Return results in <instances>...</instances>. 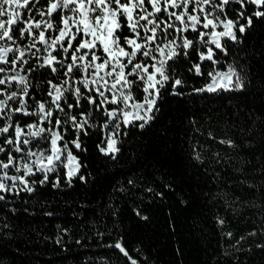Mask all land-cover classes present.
<instances>
[{"label":"snow or ice","instance_id":"obj_1","mask_svg":"<svg viewBox=\"0 0 264 264\" xmlns=\"http://www.w3.org/2000/svg\"><path fill=\"white\" fill-rule=\"evenodd\" d=\"M172 100L178 106L203 101L205 107L228 109L234 119L231 135L217 139L210 132L209 137L230 154L206 160L194 147L191 167L205 185L210 180L231 191L234 201L264 209V0H0L4 245L18 243L12 219L37 215L29 201L42 189L88 183L80 155L87 151V139L96 135L97 152L116 165L133 133L143 136L162 123V106ZM169 130L159 143L145 146V159L148 152L169 151L163 143ZM135 167L114 186L119 199L102 205L94 217L98 227L80 226L89 235L74 238L75 227L57 226L49 239L64 254L60 258L70 259L72 244L85 248L90 239L99 241L97 249L106 255L88 264H111L113 256L123 264H142L126 222H146L172 186L165 185L169 192L159 190ZM126 200L138 203L122 206ZM38 203L43 215H56L49 202ZM84 211L78 205L73 216L84 219ZM217 223L225 221L217 217ZM257 234L253 228L250 235ZM253 250L264 252V242L249 245L248 252ZM238 251L239 256L222 255L216 264H241L247 252ZM12 254L8 264H16L20 249ZM7 255L0 252V257Z\"/></svg>","mask_w":264,"mask_h":264},{"label":"trees","instance_id":"obj_2","mask_svg":"<svg viewBox=\"0 0 264 264\" xmlns=\"http://www.w3.org/2000/svg\"><path fill=\"white\" fill-rule=\"evenodd\" d=\"M251 42L252 38H249ZM233 56L237 60L240 58L235 49ZM192 83L199 84L200 81ZM256 85L258 90L259 81H256ZM162 111L165 113L162 123L143 136L133 133V139L125 144L121 162L116 165L97 152L96 135L87 139V151L80 155L85 161L84 173L89 176L88 183L82 184L77 180L70 188L53 190L49 186L38 192L29 201L34 204L37 215L32 217L21 213L10 221L17 226L18 243L6 247L0 239V252L8 253L0 257L4 264L13 259L12 249L15 248L20 249V255L15 257L16 264H88L89 261H96L98 256L106 255L98 251L99 241L94 243L89 239L85 248L72 244L71 258L62 259L60 257L64 254L49 238L55 236L58 225L75 227L77 231L72 233L74 238L89 235L80 226L89 224L98 227L93 224L94 217L99 215L102 205L107 203L110 206L112 201L119 199L114 186L117 182L123 183L124 177L130 175L127 170L133 165L136 166L134 171L147 174L148 181L159 190L169 192L165 185L172 186L167 198L158 200L152 206L146 222L138 225L135 220L126 222L125 227L132 229V236L129 237L131 246L140 249L142 264L145 261L146 264H216L222 255L239 256L238 249L247 252L246 256L241 257V264H264V252H248L249 245L264 242V232L259 231L264 229V209L259 205L234 201L231 191L214 186L210 180L205 185L204 178L196 176L188 158L194 147L206 160L212 159L216 153L221 156L230 154L226 146L217 142L220 137H229L234 129V119L228 109L218 104L205 107L203 101L178 106L172 100L162 106ZM253 111L259 120L260 113L255 109ZM193 117L195 120L190 123ZM239 123L244 124L243 116ZM165 128L170 129L167 139L163 141L169 151L159 156L148 152L145 159V146L159 143ZM210 132L217 139L210 138ZM197 184H200L199 188ZM38 201L49 202L50 210H55L56 215H43ZM136 203L138 201H121L122 206ZM78 205L85 207L84 219L73 216V212L78 211ZM217 217L223 218L225 223H217ZM253 228L258 230L257 235H250ZM228 232L232 233L231 237H228ZM241 236L243 240H240ZM177 248L180 253L176 251ZM111 264L123 262L113 256Z\"/></svg>","mask_w":264,"mask_h":264}]
</instances>
